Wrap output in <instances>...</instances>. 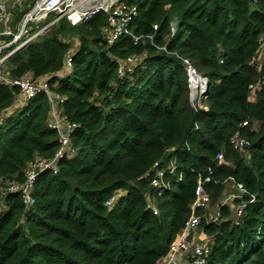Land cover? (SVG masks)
Returning <instances> with one entry per match:
<instances>
[{
    "label": "trees",
    "instance_id": "1",
    "mask_svg": "<svg viewBox=\"0 0 264 264\" xmlns=\"http://www.w3.org/2000/svg\"><path fill=\"white\" fill-rule=\"evenodd\" d=\"M123 2L137 13L130 33L112 45L105 14L77 26L61 19L7 62L9 78H37L60 71L71 54V73L55 76L50 90L63 98L54 100L61 118L77 128L74 155L40 172L33 205H23L20 193L2 188L22 184L29 164L53 159L59 143L47 97L26 101L0 83V264H157L189 218L198 175L208 176L209 167L211 206L229 178L248 192L242 202L255 201L237 225L228 207L217 223L202 219L210 246L204 264H264V0ZM72 36L79 39L69 51ZM129 56L140 61L118 79V61ZM184 60L209 83L207 112L190 105ZM235 133L250 142L244 152L229 145ZM170 149H178L182 179L160 192L145 175Z\"/></svg>",
    "mask_w": 264,
    "mask_h": 264
},
{
    "label": "built area",
    "instance_id": "2",
    "mask_svg": "<svg viewBox=\"0 0 264 264\" xmlns=\"http://www.w3.org/2000/svg\"><path fill=\"white\" fill-rule=\"evenodd\" d=\"M124 0H33L31 5L23 12L15 23L9 22L8 18H4L2 13L4 10L3 3L0 2V23L3 21L4 26H0V83L18 88L26 101L42 93L50 103V120L48 126L57 133L59 149L53 159L49 161L34 160L24 172V181L22 184L8 182L2 188V192L20 193L21 201L25 206H31L34 203L32 196L33 186L36 182L38 174L47 169H55V163L63 157H71L74 151L70 146V136L77 126L68 123L61 118L54 100L59 103L63 101L62 97L54 95L50 90V81L55 76H65L71 73L73 68V57L68 54L62 68L55 74L45 75L33 78L26 76L18 79H11L5 71L8 60L22 49L29 46L35 39L43 36L51 31V29L64 19L71 26H77L89 21L93 16L103 13L107 17L108 36L107 44L112 45L123 35L129 34V25L136 16L137 8L135 5L128 6ZM17 4L21 0H15ZM51 15L54 17L48 19ZM175 23H171V30L174 31ZM157 29L156 26L153 27ZM152 40L151 37H149ZM134 44L139 42V37L133 36ZM140 61L138 56H129L122 61H118L117 77L122 79L126 75L133 74L134 66ZM185 68L188 76L190 97L194 109L207 111L202 104L206 99L204 93V84L206 80L191 68L187 60H184ZM196 79L198 86L193 85V79ZM252 98V97H251ZM247 122L242 123V127H246ZM229 145L234 151L244 152L250 145V142L241 137L238 133L230 139ZM178 149H170L169 160L155 162L152 171L153 176L150 179V187L161 192L170 188L172 178L174 181H180V174L177 167V158L174 156ZM172 155V156H171ZM215 162L221 164L224 160L222 152L215 155ZM161 164L164 167H161ZM208 176L205 178L198 175L196 187L193 193V201L189 206L190 215L185 222L181 231L177 234L176 239L170 245L167 254L162 257L157 264H204L209 256L210 246L202 239L201 234H197L202 219L210 223H217L221 218V208L228 207L232 212V221L234 225L238 224V220L243 216L246 206L255 201V197L250 195L248 202H242L243 197L249 195L241 184H237L233 179L229 178L223 181L225 189L222 197L214 205L211 206L209 195L205 192L204 184L210 181L211 169H207ZM241 201L235 204V201ZM114 199L107 201L106 206L113 204ZM214 207V212L211 208ZM153 214H158V209L154 205H150ZM201 212V213H198ZM201 214V215H199Z\"/></svg>",
    "mask_w": 264,
    "mask_h": 264
},
{
    "label": "crops",
    "instance_id": "3",
    "mask_svg": "<svg viewBox=\"0 0 264 264\" xmlns=\"http://www.w3.org/2000/svg\"><path fill=\"white\" fill-rule=\"evenodd\" d=\"M24 1H26L27 3H24ZM0 2L3 3V5H4L3 6L4 7L3 13L0 11V14L2 13L4 18H8L9 22L11 21V23H15L16 22L15 19H17L16 13L19 12V13L23 14V12L31 5L33 0H29V1L21 0V2L19 4H17L15 2V0H0ZM0 26H2V27L4 26L3 21L0 23ZM40 77H42V76H40ZM20 104H22V103H20Z\"/></svg>",
    "mask_w": 264,
    "mask_h": 264
},
{
    "label": "clouds",
    "instance_id": "4",
    "mask_svg": "<svg viewBox=\"0 0 264 264\" xmlns=\"http://www.w3.org/2000/svg\"><path fill=\"white\" fill-rule=\"evenodd\" d=\"M172 22H174V21H172ZM171 22V23H172ZM175 23V22H174ZM171 25V24H170ZM157 27V26H156ZM174 27H175V25H174ZM154 30V29H153ZM155 31V30H154ZM206 80V79H205ZM206 84V83H205ZM205 84H204V93H205ZM188 85H189V83H188ZM190 94H191V91H190V88H189V102H190V105L192 106V100H191V97H190ZM205 95H206V98H207V95H208V92L207 93H205ZM204 101L205 100H203L202 101V104L204 105V107L206 108V105H205V103H204ZM193 107V106H192ZM196 109H198L199 110V108H196ZM202 111H204V110H202ZM204 112H207V111H204ZM253 128L255 129V130H258L259 129V123H255L254 125H253ZM176 150V149H175ZM167 153H169V150L166 152V154ZM172 156V155H171ZM170 158V157H169ZM169 158H168V160H169ZM158 162V161H157ZM154 165V164H153ZM153 167V166H152ZM161 167H164V165L163 164H161ZM180 173V172H179ZM153 176V171H152V168H151V170L149 171V173H147L146 175H145V177H148L149 178V183H150V179H151V177ZM177 178V176L176 177H174V178H172V179H176ZM149 186H150V184H149ZM151 188V187H150ZM153 189V188H152ZM169 189V188H168ZM167 189V190H168ZM156 190V189H155ZM157 191H160V190H157ZM166 191V190H165ZM161 192V191H160ZM164 192V191H163ZM121 196H123V192L122 191H119V192H117V193H115L109 200H111V199H114V201H113V204H115V202L121 197ZM109 200H107V201H109ZM107 201L105 202V204L107 203Z\"/></svg>",
    "mask_w": 264,
    "mask_h": 264
},
{
    "label": "rangeland",
    "instance_id": "5",
    "mask_svg": "<svg viewBox=\"0 0 264 264\" xmlns=\"http://www.w3.org/2000/svg\"><path fill=\"white\" fill-rule=\"evenodd\" d=\"M27 1H29V0H27ZM24 3H27L26 1H24ZM25 5V4H24ZM54 16L53 15H51L48 19H46V20H50V19H52ZM70 39H73V42L71 43V45H70V49H69V51L71 50V49H73V50H75V48H76V45L74 44V41H77L78 42V39H79V37H77V36H72ZM5 69H6V67H5ZM30 165V164H29ZM214 207H212L211 208V212H214ZM200 228H198V231H197V234H201L200 233Z\"/></svg>",
    "mask_w": 264,
    "mask_h": 264
},
{
    "label": "water",
    "instance_id": "6",
    "mask_svg": "<svg viewBox=\"0 0 264 264\" xmlns=\"http://www.w3.org/2000/svg\"><path fill=\"white\" fill-rule=\"evenodd\" d=\"M208 88H209V83H208V81L206 80V84H205V93L208 92Z\"/></svg>",
    "mask_w": 264,
    "mask_h": 264
},
{
    "label": "bare ground",
    "instance_id": "7",
    "mask_svg": "<svg viewBox=\"0 0 264 264\" xmlns=\"http://www.w3.org/2000/svg\"><path fill=\"white\" fill-rule=\"evenodd\" d=\"M193 85L198 86V82L196 81L195 78L193 79Z\"/></svg>",
    "mask_w": 264,
    "mask_h": 264
}]
</instances>
